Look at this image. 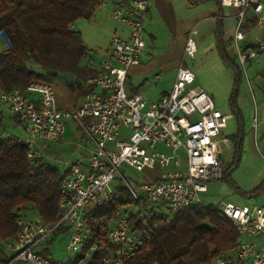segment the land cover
Returning a JSON list of instances; mask_svg holds the SVG:
<instances>
[{"label":"built area","instance_id":"1","mask_svg":"<svg viewBox=\"0 0 264 264\" xmlns=\"http://www.w3.org/2000/svg\"><path fill=\"white\" fill-rule=\"evenodd\" d=\"M220 1L238 9L232 41L238 69L245 73L247 63L264 52V42L254 38L240 44L245 39L241 27L249 23V13L255 25L264 29V0ZM149 3L113 2L111 18L127 29V38L112 36L97 76L86 81L88 92L78 108L60 110L52 84L41 80L30 81L23 91L0 92V104L27 129L24 141L29 163L40 158L48 141L61 139L67 121L77 125L90 147L85 163H70L61 177L59 219L55 223L45 224L30 211L17 219L18 235L3 245L7 264H86L97 248L95 244L82 253L91 238L90 215L117 199L119 188H124L132 201L126 208H137L139 204L144 216L149 217L168 218L196 205H208L202 195L207 191V182L222 177L220 144L227 140L220 137L230 116L218 110L204 90L193 87L195 75L184 66L177 69L170 91L155 102L125 90L127 71L139 64L145 46L144 19ZM196 34L195 29L186 34L184 59L195 56ZM3 46L0 36V52ZM253 122L255 132L257 120ZM257 151L264 158V149ZM122 166L135 172L159 168L161 173L155 180L136 183L121 173ZM116 179L121 186L110 188ZM214 211L231 223L240 243L208 264H264V208L224 204L214 207ZM128 216L124 212L108 227L106 239L113 249L100 264H123L149 240L147 232L132 229ZM61 228L66 229L67 252L77 257L54 263L42 250L48 248L49 239Z\"/></svg>","mask_w":264,"mask_h":264},{"label":"trees","instance_id":"2","mask_svg":"<svg viewBox=\"0 0 264 264\" xmlns=\"http://www.w3.org/2000/svg\"><path fill=\"white\" fill-rule=\"evenodd\" d=\"M99 4L98 0H0V33L10 45L0 52V92L23 91L32 80L51 83L60 74L77 81L95 78L97 71L80 67L88 50L81 36L70 26L77 19H89ZM222 58L225 62L230 61L224 54ZM31 65L44 73L33 71ZM227 65L238 77L241 72L238 67L233 63ZM83 91L85 96L88 91ZM230 107L238 117L233 102ZM230 141L234 153L237 150L239 156L241 138L234 136ZM27 151L24 140L0 134V264L8 263L3 245L16 238L19 232L16 221L25 212L35 213L45 224H53L59 219L58 200L63 174L42 158L29 163ZM262 190L264 182L242 194L253 197ZM130 204L127 191L119 188L117 199L96 208L90 215L91 238L82 253L95 244L97 248L90 253L86 264H100L102 257L113 249L106 239V231ZM128 221L133 230L147 232L149 240L123 264H208L240 243L231 223L217 217L210 204L196 205L168 218L144 216L141 211L130 212ZM65 230L59 229L53 237ZM53 237L48 246L52 245ZM47 249L42 253L52 262H59L50 257Z\"/></svg>","mask_w":264,"mask_h":264},{"label":"crops","instance_id":"3","mask_svg":"<svg viewBox=\"0 0 264 264\" xmlns=\"http://www.w3.org/2000/svg\"><path fill=\"white\" fill-rule=\"evenodd\" d=\"M101 1L104 4L100 5V7H97V9L94 8L93 15L88 20L87 27L83 26L81 29L78 28L77 30V27L75 28L73 26L74 23L70 26L73 31L77 32L81 36V39L88 50L86 56L80 62V67L88 68L93 71L98 70L100 62L109 49L112 36L115 35L121 38H127V29L115 21L113 22V19L111 20V7L113 2H125V0ZM206 2H211L214 5V9L209 12V8H207V10H205L202 14V18L195 20L196 25L199 27V30L192 28L197 31V34L194 37V40L197 38V43H195L197 46L196 53L199 52L201 48H203L202 43L206 42L207 45L205 46L207 48L215 49L216 54L220 60H222V63L230 64L232 62L226 53L225 47L230 45L234 49L232 34L236 24L238 9L233 6L224 5L220 0H185L184 4H188L189 7H197ZM223 9L232 11L233 28L232 33L228 36H224L223 32V23L225 20L224 15H226L223 13ZM97 11L100 13H97ZM194 16L197 15L186 13L184 16L177 17L174 9V0H150L143 33L145 46L140 58V62L138 65L130 67L126 74L125 90L128 94L139 93L147 102H155L163 94L170 91L175 81L177 69L180 66L186 65V58H183V46L185 41L184 37L191 29L182 31L183 46L179 53L172 52L167 46H160L159 40L156 37L157 32H160L161 29L159 30V28L161 27L164 31L168 32V34L171 32L173 33L175 32L176 26H178L183 18H188L190 20ZM152 17H154V21L152 20ZM107 18H109L113 23L111 22L112 24H108L107 21L110 22V20H107ZM250 20L253 23L245 24L246 27H250L251 25L254 26V17H248V21ZM261 33H264V29H262ZM247 41L248 40L245 37L244 41H242L240 44L243 45ZM262 41L264 42V40ZM5 49L6 47L3 46V50ZM223 54L230 61L227 60V62H225L222 58ZM253 64H262V66H264V52H259L257 58L251 59L247 63V66L251 67ZM30 68L37 73H44L39 67L35 65H31ZM262 76L264 79V73ZM86 81H77L75 78L63 74L57 75V77L51 82L55 92L57 107L62 111H72L81 106L84 98L83 90L86 89ZM0 118L2 122L0 134H2V137H5L4 133L6 131L4 123L5 121H8L14 127L16 126L19 132H21L22 138L20 139H26V127L19 123L17 119L12 116L1 104ZM253 135L254 141L257 143V145L260 144L263 150L264 120L259 122L257 119V128ZM250 142L253 144L252 138ZM226 143H228L227 148L231 150V153H234V145L232 142L227 140ZM257 149L259 148L257 147ZM89 150L90 147L83 141L82 133L77 125L73 121H67L61 139L59 141H48L46 143V147L41 151L40 158L57 167L59 170L63 168V172L61 170L60 172L64 174L67 171L68 165L70 163L75 161L85 163V159ZM157 177L158 175L156 178ZM226 204L234 206H247L238 205L231 202ZM248 207L264 208V201H261L257 205Z\"/></svg>","mask_w":264,"mask_h":264},{"label":"rangeland","instance_id":"4","mask_svg":"<svg viewBox=\"0 0 264 264\" xmlns=\"http://www.w3.org/2000/svg\"><path fill=\"white\" fill-rule=\"evenodd\" d=\"M184 3L185 0H174L176 16H184L186 13L197 16L192 17L190 20L183 18L178 26H176L175 32H171L170 34L159 26V30H161L157 32L156 36L159 40V45L169 47V50L172 52L179 53L183 46L182 31L192 28L199 30L195 20L201 19L202 14L207 8H209V12L214 9V5L211 2L202 3L197 7H189L188 4ZM97 7H100V4L95 8L97 9ZM97 13L100 12L97 11ZM223 13L226 14L224 15L223 32L224 36H228L232 33L233 28L232 11L223 9ZM250 16L247 13V17ZM89 19H77L73 26L75 28L77 27V30L83 26L87 27ZM146 19L147 17L144 19V24ZM107 20L110 19L107 18ZM111 20L110 22L107 21L108 24L114 22ZM152 20L154 21V17H152ZM249 23L252 24L253 22L250 20ZM241 30L245 33L247 40L254 38L264 40V33H261L262 29L255 24L250 27L242 25ZM195 43H197V38H195ZM205 45H207L206 42L202 43L203 48L195 54V58L185 60L186 65L184 67L191 70L195 75V83L193 86L204 90L212 98L216 108L223 114L230 116L225 128L221 130L220 138L230 141L234 136H238L241 138V145L239 156L236 158V152L231 153V150L227 148L228 143L221 142L219 159L222 161L223 178L206 183L207 193L202 195V200L205 204H210L215 208L229 202L247 206L257 205L261 201H264V190L250 198L249 196H244L242 192H250L264 182V158L257 151V147L262 150V146L260 144L257 145L253 135V120L258 119L259 122L264 120V79L262 76L264 66L262 64H253L251 67L246 66L245 73L240 72L237 77L229 65L222 63L215 49L207 48ZM225 49L231 62L238 67L233 47L228 45ZM232 102L234 103V107L238 109V117L230 107ZM4 125L6 127L5 136L12 135L22 138L21 132H19L16 126L14 127L8 121H5ZM251 138L253 144L250 142ZM262 153L264 154L263 151ZM60 170L63 172V168ZM120 171L127 179L136 183L151 181L161 173V169L159 168L135 172L125 166H122ZM115 185L121 186V181L116 179L109 187L113 188ZM140 208L141 206L139 204L137 208H135V205H131L130 208H126V213L128 215L130 212L136 213L137 211H142ZM66 244V231L58 232L52 238V245H49L47 249L50 257L55 261L74 260L77 254L68 253Z\"/></svg>","mask_w":264,"mask_h":264},{"label":"water","instance_id":"5","mask_svg":"<svg viewBox=\"0 0 264 264\" xmlns=\"http://www.w3.org/2000/svg\"><path fill=\"white\" fill-rule=\"evenodd\" d=\"M0 36H1L2 40L4 41L6 47L9 48L10 47L9 42L2 32L0 33ZM237 156H238V151L236 150V158H237Z\"/></svg>","mask_w":264,"mask_h":264}]
</instances>
